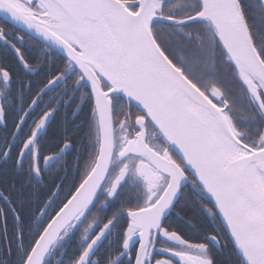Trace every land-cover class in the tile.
Here are the masks:
<instances>
[{"label": "snow or ice", "instance_id": "6c2138e0", "mask_svg": "<svg viewBox=\"0 0 264 264\" xmlns=\"http://www.w3.org/2000/svg\"><path fill=\"white\" fill-rule=\"evenodd\" d=\"M0 264H264V0H0Z\"/></svg>", "mask_w": 264, "mask_h": 264}]
</instances>
